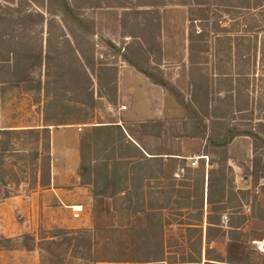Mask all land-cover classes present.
I'll return each instance as SVG.
<instances>
[{"label": "rangeland", "instance_id": "1", "mask_svg": "<svg viewBox=\"0 0 264 264\" xmlns=\"http://www.w3.org/2000/svg\"><path fill=\"white\" fill-rule=\"evenodd\" d=\"M173 1L168 0L166 5L159 9L162 49L160 69L164 74L165 70L168 77H174L176 84L166 79L188 97L187 8L175 5ZM3 4L4 2L0 0V10ZM25 8L38 10L33 5ZM258 12L236 10L230 16L217 11L211 12L210 24L221 20L220 26L226 31L219 32L218 38L210 32L207 40L209 46L213 43L219 44L225 37L230 38L231 41L239 37L254 40V33H247L245 25L248 26L250 22L253 26L254 21L260 18ZM86 14L100 26V32L93 36V41L97 56L103 58L102 39H110L117 46L122 39L110 24L113 20L111 14H100L90 10L86 11ZM263 35L264 31L258 32L257 38ZM42 37H45V29ZM124 41L129 42V39L125 38ZM213 49L212 47L205 56L207 58L204 61L205 70L213 75V69L218 63L221 69H225L231 75V79L235 80V85L242 89L247 79L252 108L257 110V117H263L264 58L260 59L258 52L253 56L252 51L247 60L238 55L234 57L230 55L229 61L223 53L215 57ZM1 53L0 49V67ZM106 58L109 62H113L112 65H115L117 70L128 66L119 56ZM164 58L166 61L163 63ZM247 70L249 75L245 78ZM136 76H139V79L143 78L142 75ZM184 76L187 78L186 88L182 80ZM217 80L218 78L213 76L214 89H217ZM136 81L130 80L131 87L135 86ZM94 89H96L95 84ZM137 91L140 90H136L135 93L137 101L131 102L129 99L122 101L128 110L121 114L117 115L116 105L103 106V101L97 98L95 109L89 111V115L86 116V110L78 104L62 102L59 105H47L42 93L34 90L26 91L23 85L2 83L0 69V129L31 127L32 130H40L46 125L49 136L50 131L56 129L54 132L56 136L69 140L73 137L74 131L66 127L73 126L79 134L86 162L92 167L90 177L83 179L84 183H88L86 185L81 183L82 178L76 174L80 185L87 188V194L80 196L86 208L79 216L78 226L60 228L39 223L36 235L28 234L34 237L37 244L35 251L38 254V264H51L44 242L49 240L56 229L85 230L92 232V235L95 234L90 243L81 241L68 248L63 246L55 249V254L63 251L62 264H94L74 256L84 252L83 246L87 247L88 244H90V252L99 259L114 258L120 264H160V260H165L167 263L196 261L201 259L202 255H205V258L218 259L219 252L222 253L225 243L234 233L230 226L235 227L239 222V231L236 233L243 240L244 255L250 264H263L264 179L253 185L250 177L245 178L250 164L249 159L252 156L251 140L247 137H236L228 145L227 154H206L204 140L175 139L170 141L174 143L175 149L168 148L167 145L162 146L158 139L140 135L130 126L134 121H122V134H120L113 127L116 125L111 127L110 124L116 118L129 117L133 111L141 118L152 117L153 105L150 107L151 110L148 109V105L141 99V93ZM220 96H223L222 93ZM162 110L163 117L171 120L181 119L184 114L173 95L169 93L164 97ZM239 116L235 113L230 123L236 124L238 128H244L245 126L242 125L247 123L240 121ZM255 124L253 122L252 126ZM26 130L14 129L9 139L11 148L6 152L1 150L0 139L1 225L4 199L21 195L22 201L27 200L29 195L47 186L42 187L39 181L40 170L46 156L43 147L45 139L42 136L36 138V134L27 133ZM139 147L151 154L157 153V150H165L167 153L182 154L184 158L147 159ZM193 158H197V165L192 168L190 163ZM211 160L214 161L212 166ZM211 169L216 171V175L221 172L224 174L225 192L221 203L206 208L204 206L206 172ZM102 189H105L108 195L113 191L114 195L111 198L95 195ZM4 194H7L6 198ZM211 195L216 201L220 194L213 188ZM216 207L219 209L216 210ZM206 213L212 220H218L219 225L209 230V241L203 245L207 231V224L204 221ZM23 237L24 235L7 242L0 236V251L2 248H24ZM210 240L213 242L211 243ZM34 259L36 255L29 254L23 260L31 264Z\"/></svg>", "mask_w": 264, "mask_h": 264}, {"label": "trees", "instance_id": "2", "mask_svg": "<svg viewBox=\"0 0 264 264\" xmlns=\"http://www.w3.org/2000/svg\"><path fill=\"white\" fill-rule=\"evenodd\" d=\"M2 1L4 2L0 10L2 83L23 85L26 91L34 90L42 93L47 105H59L62 102L78 104L86 110L87 116L89 111L92 112L95 109L96 99L101 97L102 84L108 97L112 94L108 99L112 104L115 103L117 67L112 65L113 62H109L106 57L119 56L124 63L145 76L151 84L173 95L184 113L178 120L152 119L130 123V126L140 135L158 139L162 146L167 145L168 148L174 149L175 145L170 141L175 139H201L205 142L206 154H227L228 145L236 137H247L252 142V156L249 159L250 164L245 178L250 177L253 185L264 179V116L257 117V110L252 108L248 80L245 79V87L242 89L235 85V80L231 79V75L225 69L222 70L218 63L213 69V75L204 68L206 63L204 61L207 60L205 56L212 47L215 57L223 53L229 61L230 55L233 57L238 55L247 60L252 51L253 56L258 52L260 59L264 58V35L257 38V33L264 31V0H174L172 2L187 8L188 97H185L167 80L160 69L162 49L159 9L164 7L168 0ZM31 5L39 11L25 8ZM89 10L100 12V14H111L113 20L110 24L122 39L119 46L110 39H102L101 56H104L103 58L97 56L93 41V36L100 32V26L86 14ZM236 10L259 11V22L254 21L253 26L250 22L248 26L245 25L247 33H254V40L239 37L233 39V42L225 37L219 44L213 43L209 46L207 40L210 32L218 38L219 32L226 31L220 26L221 20L220 23L210 24V13L217 11L230 16ZM44 29L45 37L43 38ZM125 38H128L129 42H125ZM248 75L247 70L245 78ZM213 76L218 78L217 89H214L212 84ZM220 93L223 96H220ZM235 113L240 115V121L247 123L242 125L245 126L244 128H238L236 124L230 123ZM253 122L256 123L255 126H252ZM113 127L122 134V126ZM26 131L36 134V138L42 136L45 139L43 147L46 156L39 174V181L43 187L49 184L50 178L48 128L44 125L40 130ZM13 133L14 130L0 129L2 152L11 148L9 139ZM147 154L156 156L150 158L154 160L161 159L160 155H166L167 158L177 155L167 153L165 150ZM210 163L212 166L214 161L211 160ZM91 169L83 154V147L80 145L77 174L82 178V184H88L84 183L83 179L90 177ZM216 174V171L212 169L207 172L205 199L209 205L221 203L225 192L224 174L222 172ZM213 188L220 194L216 201L211 195ZM95 195L111 198L114 192L108 195L106 190L102 189ZM6 197L7 194H4V198ZM218 225V220L207 219L206 241H209V230ZM238 225L230 226L234 233L226 242L225 260L229 264H250L244 255L243 240L236 233L239 231ZM94 235L85 230L56 229L49 240L44 242L50 263L62 264L63 262L61 259L63 251L55 254V249L63 246L68 248L81 241L90 243ZM23 239L22 244L25 250L31 251L37 246L33 236L26 234ZM4 240L10 242V239ZM83 249L84 252L74 256L94 264L118 262L114 258L99 259L90 252V244L87 247L84 245Z\"/></svg>", "mask_w": 264, "mask_h": 264}, {"label": "crops", "instance_id": "3", "mask_svg": "<svg viewBox=\"0 0 264 264\" xmlns=\"http://www.w3.org/2000/svg\"><path fill=\"white\" fill-rule=\"evenodd\" d=\"M188 22V21H187ZM188 28V27H187ZM187 32V30H186ZM163 59V63L165 62ZM165 72V78L175 83L174 77H168ZM135 71L132 67L126 66L117 70L116 76V100L115 103L109 100L112 94L108 97L104 84L101 85V97L99 99L103 101V106L106 104L109 107L117 106V115L128 110V108L122 103L123 100L129 99L131 102L137 101L136 90L141 93V99L148 105V109L151 110L153 105L152 117L141 118L133 111L129 117H118L114 121H111V125L121 126L122 121H144L152 119H171L163 117L162 102L166 93L158 86L151 84L148 79ZM185 77V76H184ZM182 78L184 87H187V78ZM137 80L131 87L130 80ZM176 84V83H175ZM140 88V89H139ZM111 93H113L111 91ZM109 98V99H108ZM120 106H124L125 109L121 110ZM154 112V113H153ZM114 117V116H113ZM109 124V125H110ZM31 127H7L5 129H30ZM39 128V127H36ZM74 131L73 137L70 139L60 138L54 134L55 130L50 131L49 144H50V178L49 184L42 189L29 195L27 200L22 201L21 195H15L6 198L2 201V225L0 221V236L2 239H15L22 235L30 234L36 235V231L39 223L46 226H57L60 228H71L78 226L81 212L85 211L84 202L82 197L87 194V188L80 185L79 178L76 175L79 166V145L80 138L77 130L73 126H68ZM65 129V128H64ZM60 131V130H57ZM61 139V140H60ZM198 141V140H197ZM138 147V146H137ZM139 149L144 153L147 159L154 158L156 156L148 155L140 147ZM182 155V154H181ZM180 154L169 156V158H184ZM159 157L167 158L166 155H160ZM207 175V172H206ZM204 206H210L204 199ZM75 208L76 210H71ZM76 216V217H75ZM78 218V219H77ZM209 215H204V221L207 224ZM226 238V237H225ZM227 239V238H226ZM206 237L203 238V245H205ZM212 243L213 241L210 240ZM226 244V243H225ZM204 249V248H202ZM205 250V249H204ZM36 255V259L31 264H38V254L34 250L27 251L24 248L7 249L2 248L0 251L2 264H27L23 259ZM201 256V254H200ZM96 264H120V263H96ZM149 264V263H147ZM160 264H229L225 260V247L219 252L218 259L205 258V255L196 261H184V262H168L160 260ZM264 264V262H263Z\"/></svg>", "mask_w": 264, "mask_h": 264}, {"label": "built area", "instance_id": "4", "mask_svg": "<svg viewBox=\"0 0 264 264\" xmlns=\"http://www.w3.org/2000/svg\"><path fill=\"white\" fill-rule=\"evenodd\" d=\"M120 109H121V110H124L125 107H124V106H121ZM203 158H204V157H202V159H203ZM196 165H197V158H193V159L191 160L190 166L193 168V167H196Z\"/></svg>", "mask_w": 264, "mask_h": 264}]
</instances>
